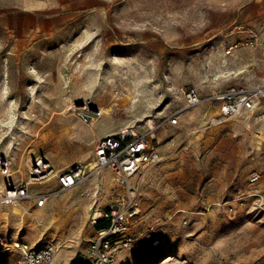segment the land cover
<instances>
[{
    "label": "rangeland",
    "instance_id": "1",
    "mask_svg": "<svg viewBox=\"0 0 264 264\" xmlns=\"http://www.w3.org/2000/svg\"><path fill=\"white\" fill-rule=\"evenodd\" d=\"M232 84L264 86V0H0V155L13 183L30 147L59 174L93 160L98 137L155 127L163 161L131 182L143 235L118 264H264V100L217 121L211 95ZM188 87L202 101L184 108ZM38 192L40 209L0 204V264L21 259L10 234L55 242L53 264H86L112 173L86 169L64 191L52 177Z\"/></svg>",
    "mask_w": 264,
    "mask_h": 264
},
{
    "label": "built area",
    "instance_id": "2",
    "mask_svg": "<svg viewBox=\"0 0 264 264\" xmlns=\"http://www.w3.org/2000/svg\"><path fill=\"white\" fill-rule=\"evenodd\" d=\"M235 46H229L231 51ZM229 53V52H228ZM211 100L217 103V121L227 120L245 110L254 109L264 100V86L248 87L232 84L214 92ZM202 98L193 87L184 92V108L201 103ZM84 118L83 116H81ZM87 120V119H85ZM175 113L169 118L177 123ZM154 126L146 132H137L132 127H124L114 134L96 138L92 148V158L99 169L107 168L112 173L113 200L107 207L96 204L89 216V224L94 234L83 252L86 264H115L117 254L135 247L143 232L137 231L139 219V191L131 179L145 169L158 164L161 155L154 137ZM10 162L7 156L0 155V175L6 177ZM27 168V176L10 186L0 182V204L12 200H32L33 206L45 205L48 194H29V187L40 181L56 178L57 189L64 191L75 187L84 177L86 164L77 163L59 174L43 156H35ZM98 210V212H97ZM187 222L183 220V224ZM98 224H104L97 227ZM156 243V242H155ZM55 245L40 236L35 243L19 241L17 249L21 259L18 264H52Z\"/></svg>",
    "mask_w": 264,
    "mask_h": 264
},
{
    "label": "bare ground",
    "instance_id": "3",
    "mask_svg": "<svg viewBox=\"0 0 264 264\" xmlns=\"http://www.w3.org/2000/svg\"><path fill=\"white\" fill-rule=\"evenodd\" d=\"M228 52H230V51H227V53ZM126 100H131V97H129V96H127V99ZM127 102V101H126ZM88 104H89V102H85V106H84V108H88ZM118 103L117 102H114L113 103V105H117ZM81 108V107H80ZM79 108V109H80ZM77 109V108H76ZM112 108H111V106H108V107H106L105 109H100V115L101 114H103L104 112H108V111H110ZM75 111V110H74ZM246 111V110H245ZM81 116H83L82 114H80ZM69 118V116H65V119H68ZM96 120V119H95ZM94 123V122H93ZM152 125H150L149 127H151ZM148 130H149V128H148ZM154 135V134H153ZM3 154L5 155V156H7V160L10 162L9 164H10V166L8 167V172H6V177H4V176H2V175H0V182H5L7 185H11L13 182H12V177H11V161H10V159L8 158V153L6 152V151H3ZM35 157V155H34V151H33V148L31 149V147H30V149L28 150V151H26V154H25V157H24V163H25V165H26V167H29L30 165H31V162H32V160H33V158ZM161 161H163V157H161ZM86 166H87V171L90 173H94V172H99L100 171V169L97 167V165L95 164V162L93 161V160H91V161H88V162H86ZM103 168H101V170H102ZM143 174H145L144 172H143ZM136 176L137 175H135L132 179H131V182H134V180H135V178H136ZM102 183V185H103V182H101ZM79 184V183H78ZM77 186V185H76ZM102 192H103V198H107V196L109 195L108 193H105L104 192V186L102 187ZM10 203H12V205H17V206H20V208H22L25 212H28V210L27 209H25V205H24V203H21L19 200H12ZM101 204L102 203V201H98L96 204ZM3 204V203H2ZM7 204H9V203H7ZM45 206V205H44ZM43 206V207H44ZM42 208V207H41ZM38 209H40V208H38ZM41 211V210H40ZM39 211V212H40ZM38 212V211H37ZM97 212H98V210H97ZM55 213V212H54ZM37 215V214H36ZM35 214H32L30 217H31V219H33V220H38L39 221V218L36 216ZM54 216V215H53ZM40 217V216H39ZM42 218V217H41ZM0 219H3V220H8L9 219V212L8 211H4L2 214H1V218ZM45 219V218H44ZM51 220V219H50ZM54 220V219H53ZM52 221V220H51ZM43 222V221H42ZM53 222V221H52ZM4 225V224H3ZM15 229H17V228H14V229H11V230H15ZM18 230L20 231V229L18 228ZM6 240H7V242H12V246L14 247V248H17V246L19 245V241H20V238H18V236L17 237H14L13 235H8V236H6ZM54 243V245H55V250H54V254H53V259H52V264H53V261H54V258L56 257V255L58 254V253H62V251L60 250V249H57V245H56V243L55 242H53ZM65 249V248H64ZM55 256V257H54ZM115 264H117V260H115Z\"/></svg>",
    "mask_w": 264,
    "mask_h": 264
},
{
    "label": "crops",
    "instance_id": "4",
    "mask_svg": "<svg viewBox=\"0 0 264 264\" xmlns=\"http://www.w3.org/2000/svg\"><path fill=\"white\" fill-rule=\"evenodd\" d=\"M229 53H230V52H229ZM220 62H225V61H224L223 58H220ZM106 135H107V134H106ZM155 225H157V224H155ZM123 253H124V251H123V252H120V253L117 254V257H116L117 264H118V262L120 261L121 256H123ZM118 258H119V261H118ZM133 264H134V263H133Z\"/></svg>",
    "mask_w": 264,
    "mask_h": 264
},
{
    "label": "trees",
    "instance_id": "5",
    "mask_svg": "<svg viewBox=\"0 0 264 264\" xmlns=\"http://www.w3.org/2000/svg\"><path fill=\"white\" fill-rule=\"evenodd\" d=\"M103 225H104V224H98L97 227H101V226H103Z\"/></svg>",
    "mask_w": 264,
    "mask_h": 264
}]
</instances>
